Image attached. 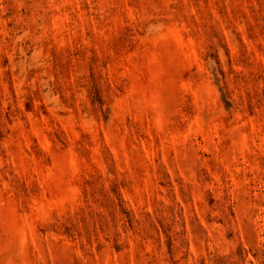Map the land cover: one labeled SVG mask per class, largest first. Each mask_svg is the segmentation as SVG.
Here are the masks:
<instances>
[{
	"label": "rangeland",
	"instance_id": "obj_1",
	"mask_svg": "<svg viewBox=\"0 0 264 264\" xmlns=\"http://www.w3.org/2000/svg\"><path fill=\"white\" fill-rule=\"evenodd\" d=\"M0 264H264V0H0Z\"/></svg>",
	"mask_w": 264,
	"mask_h": 264
}]
</instances>
